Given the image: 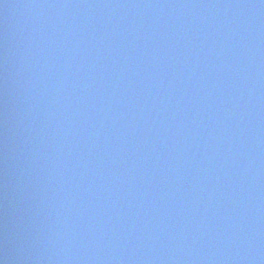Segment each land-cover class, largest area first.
Listing matches in <instances>:
<instances>
[{
	"label": "water",
	"instance_id": "1",
	"mask_svg": "<svg viewBox=\"0 0 264 264\" xmlns=\"http://www.w3.org/2000/svg\"><path fill=\"white\" fill-rule=\"evenodd\" d=\"M4 264H264V0H0Z\"/></svg>",
	"mask_w": 264,
	"mask_h": 264
},
{
	"label": "clouds",
	"instance_id": "2",
	"mask_svg": "<svg viewBox=\"0 0 264 264\" xmlns=\"http://www.w3.org/2000/svg\"><path fill=\"white\" fill-rule=\"evenodd\" d=\"M0 264H4V262L2 260H0Z\"/></svg>",
	"mask_w": 264,
	"mask_h": 264
}]
</instances>
